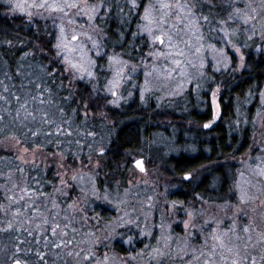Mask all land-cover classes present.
Returning a JSON list of instances; mask_svg holds the SVG:
<instances>
[{"label": "trees", "instance_id": "obj_1", "mask_svg": "<svg viewBox=\"0 0 264 264\" xmlns=\"http://www.w3.org/2000/svg\"><path fill=\"white\" fill-rule=\"evenodd\" d=\"M248 1L195 0L191 7L194 0H137L141 7L131 8L129 0H48L61 6L74 2L84 9L65 8V17L77 11L86 24L81 42L93 75L83 80L78 71L73 79L64 60L75 54L70 45L76 40H67L72 51L62 47L59 57L54 48L64 13L49 14L26 4L13 10L17 0H0V143L14 139L28 149L60 153L73 168L98 161L99 172L90 180L93 192L101 196L115 186L125 191L132 158L140 153L148 163L163 164L171 185L178 188L173 200L233 199L234 162L257 146L264 44L257 38L239 40L245 62L240 69L233 47H219L218 42L220 33L229 31L228 14L240 9L236 14L245 16ZM101 3L96 18L88 20L94 15L90 7ZM37 11L42 15L28 16ZM201 13L210 23L200 19ZM221 20L226 23H217ZM115 87L119 99L114 103ZM217 89L219 118L211 107ZM161 140L179 152L167 153L165 145H158ZM12 158L0 146V264L10 257L25 264H55L64 257V246L76 248L79 238L70 204L55 201L54 167H21L7 162ZM189 172L198 177L185 180ZM87 186L76 191L85 189L90 195ZM61 219H67L65 225L58 224Z\"/></svg>", "mask_w": 264, "mask_h": 264}, {"label": "rangeland", "instance_id": "obj_2", "mask_svg": "<svg viewBox=\"0 0 264 264\" xmlns=\"http://www.w3.org/2000/svg\"><path fill=\"white\" fill-rule=\"evenodd\" d=\"M32 3L33 0H17L16 4L29 7ZM77 11L68 17H60L64 31H58L57 42L63 46L75 35L76 44L70 45L75 57L73 55L69 60L90 70L88 58L84 56L87 48L81 42L87 28L81 21L83 16L77 17ZM242 16L228 21L229 31L227 35L220 33L218 42L219 47H233L240 69L245 67V62L244 58L241 60L239 40L257 38L264 44V0H249L248 13ZM70 19L74 23H69ZM245 19H248L247 24L243 22ZM236 48L240 51L236 52ZM78 72L83 80H88L85 71ZM75 74L72 71L73 79ZM116 90L115 87L111 92L116 93ZM218 92L215 90L211 96V107L217 118L221 113ZM114 97L115 103L119 98ZM261 106L255 118L257 146L234 162L236 172L230 183L233 199L221 203L201 198L186 204L173 200V193L178 188L171 185L173 179L165 174L163 164L157 161L148 163L150 159L140 153L132 158L133 170L129 172L130 180L125 191L120 192L115 186L101 196L93 192L90 180V176L99 172L98 161L73 168L60 153L28 149L14 139L5 140L0 146L14 155L13 161L6 159L7 162H16L21 167L42 165L43 169L51 166L55 169L58 180L55 201L57 203L60 198L69 202L70 212L74 214L72 226H77L79 234L77 243L74 242L76 248L64 246L65 255L55 264H264V175L261 174L264 171V104ZM55 112L51 110L53 116ZM101 143L97 141L95 146ZM158 145L163 148L165 145L167 153L179 152L165 141H159ZM139 160L144 171L135 165ZM80 174L85 177L79 179ZM73 175L77 177L75 181L71 180ZM192 176L193 179L198 177L196 174ZM61 180L68 183L62 184ZM87 184L90 187L85 188L90 195L85 189L76 191L79 186ZM90 214H93L91 218ZM28 216L26 213L25 218ZM78 216L82 218L80 221ZM66 220L61 219L58 224L65 225ZM60 232H63L62 228ZM8 261L6 264L16 260L10 257Z\"/></svg>", "mask_w": 264, "mask_h": 264}, {"label": "snow or ice", "instance_id": "obj_3", "mask_svg": "<svg viewBox=\"0 0 264 264\" xmlns=\"http://www.w3.org/2000/svg\"><path fill=\"white\" fill-rule=\"evenodd\" d=\"M129 2H130V5H131V8L141 7V5L137 4V0H129ZM209 3H210V0H209ZM103 6H104L103 3L98 4V5H92L89 10L94 15H89L87 17V19L88 20L95 19L96 18V15L95 14H98L99 11H100V9ZM195 6H196V3H195V0H194V2H193V4H192L191 7H195ZM29 7L35 8L37 10H41L42 9L44 11H47L49 14H51L52 12H61V13H64V15H66V16L68 15V13L65 12V8H77V9H79V11H84V9L79 8V5L77 3H74V2L73 3H67L66 2L63 6H61V5H58L56 3L49 4L48 3V0H39V2H36V0H33V3ZM163 7H170V6L169 5H163ZM16 8H21L22 9V5L16 4L13 7V10H15ZM190 11H191V8H190ZM144 12H145V18H147V16L149 15V8L148 7H145L144 8ZM239 12H240V9H235L234 13H229L228 14V20H236V19H238L239 17L236 15V13H239ZM41 15H42V13L40 11H37L36 13H32V12H29L28 13V16L30 18L33 17V16H41ZM192 15H195V13H192ZM200 19H203L206 23H210L209 17L207 15H203V13H201ZM249 19H251V17H249ZM243 22L245 24H247L248 23V19H245ZM69 23H74V21L70 19L69 20ZM217 23L224 24V23H226V21L221 20V21H218ZM60 31H61V33H63V31H64L63 27H61ZM219 31L224 32V29L221 28V29H219ZM253 32H254V26H253ZM224 34L227 35L226 32H224ZM72 39L73 40H76L77 37L75 35H73L72 36ZM89 39H91V37H89ZM155 40L159 41L161 44L164 43V41H163V39H162L161 36H156L155 37ZM9 43H11V42H9ZM62 47L64 49L68 50V51H72V49H68V46L66 44L62 46L60 43H57L56 45H54V48L57 50L56 51V55L58 57L61 55V51L60 50H61ZM99 47H100V45H98L97 42L93 41V49H98ZM235 51L236 52H239L240 49L239 48H236ZM27 55H28V53H25V56H27ZM96 55L97 56H101L102 54L99 51H96ZM242 59H243V57H241V60ZM64 60H65L66 64L68 65V69L67 70H69V71H81L82 70V71H85L86 74L89 77H91L93 75V73L91 72V70L82 69L77 64L72 63L71 60H68L67 56L64 57ZM113 60H115V57H109V61L110 62L113 61ZM175 63L176 64H179L180 61H175ZM131 70L133 72H135L136 71L135 66H133V68ZM80 78L82 79L83 77H80ZM145 83L147 84V80L145 81ZM5 91H7V89H5ZM144 91H147V89L141 91V100L142 101L144 100ZM112 95L115 96L116 93L115 92H112ZM130 95H131V93H130ZM260 98H261V103L264 104V93H261V97ZM33 99H35V97ZM17 100H19V97H17ZM41 103H43V100H41ZM22 107H23V105H22ZM216 115L218 116L219 113L217 112ZM204 127L205 128H209L210 127V124H205ZM60 131H61L60 129H57V132H60ZM33 135H36V133H33ZM49 135H51V133H49ZM103 153H104V149L101 148L100 149V154L103 155ZM136 166L139 167L141 171H144L143 166H142V161H136ZM261 174L264 175V171H262ZM193 178L194 177L192 176V173L191 172L186 173L185 176H184V179L185 180H190V179H193ZM76 179H77V177L75 175H73L71 177V180L72 181H75ZM61 183L66 185L68 183V181L61 180ZM104 199H107V197L105 196ZM241 199L243 200V198H241ZM185 226L187 227V224ZM10 227H11V225H9V228ZM244 230L247 231V228H245ZM52 231H53V234H55V228H53ZM214 239H218V237H214ZM15 264H21V262L19 260H16L15 261ZM233 264H235V262H233Z\"/></svg>", "mask_w": 264, "mask_h": 264}, {"label": "water", "instance_id": "obj_4", "mask_svg": "<svg viewBox=\"0 0 264 264\" xmlns=\"http://www.w3.org/2000/svg\"><path fill=\"white\" fill-rule=\"evenodd\" d=\"M139 161H141V160H139ZM135 165H136V163H135ZM20 262H21V264H24L22 261H20ZM12 264H15V261Z\"/></svg>", "mask_w": 264, "mask_h": 264}]
</instances>
